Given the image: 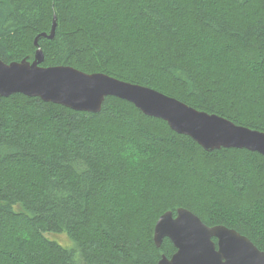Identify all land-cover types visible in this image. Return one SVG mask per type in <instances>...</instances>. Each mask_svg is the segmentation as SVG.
<instances>
[{
	"label": "trees",
	"instance_id": "trees-1",
	"mask_svg": "<svg viewBox=\"0 0 264 264\" xmlns=\"http://www.w3.org/2000/svg\"><path fill=\"white\" fill-rule=\"evenodd\" d=\"M38 37L44 67L264 133V0H0V60L33 62ZM180 208L264 252V156L207 152L115 97L93 114L0 96V264H159L176 249L156 223Z\"/></svg>",
	"mask_w": 264,
	"mask_h": 264
},
{
	"label": "water",
	"instance_id": "water-1",
	"mask_svg": "<svg viewBox=\"0 0 264 264\" xmlns=\"http://www.w3.org/2000/svg\"><path fill=\"white\" fill-rule=\"evenodd\" d=\"M56 27L55 22L51 35L45 34L41 37L53 39ZM38 40L39 37L35 40L37 48L39 47ZM44 61L45 56L41 48H38L33 62L25 59L21 62L7 64L0 60V96L8 98L22 94L30 98H39L45 103H53L77 112L93 114L102 111L107 98L115 97L133 104L148 117L166 122L172 131L190 137L207 152L238 149L264 156L263 132L238 126L218 115L198 111L177 99L148 87L120 81L103 73L87 74L72 67H44ZM69 76L112 81L113 86L97 89L87 97L78 96L61 86ZM186 113H194L197 116L204 115L210 120L230 122L233 127L251 132L255 138L247 140L232 137L200 136L189 127L185 120ZM168 216L171 217L173 223L179 220L181 216L192 217L193 225L185 226L179 230L163 228V222L160 224V221L164 217V219H168ZM195 220L204 226L207 233H217V235H207L196 230L194 228L195 223H197ZM220 234H229L236 239V243L227 251H224ZM165 239L174 245L176 253L171 258L163 255L159 264H264V252L250 239L225 226L209 227L192 211L185 208L178 209L175 214L167 212L157 221L154 230V242L158 249L163 246Z\"/></svg>",
	"mask_w": 264,
	"mask_h": 264
},
{
	"label": "snow or ice",
	"instance_id": "snow-or-ice-1",
	"mask_svg": "<svg viewBox=\"0 0 264 264\" xmlns=\"http://www.w3.org/2000/svg\"><path fill=\"white\" fill-rule=\"evenodd\" d=\"M61 86L70 90L75 95L87 97L90 93L97 89L112 87L113 82L100 79H87L85 77L69 76L66 82H64ZM185 120L187 121L189 127L196 131L200 136L232 137L247 140H252L255 138L251 132L241 128L233 127L230 122L210 120L204 115L197 116L194 113H186ZM164 218L160 221V224L163 222V228L179 230L185 226L193 225L192 217L181 216L180 219L174 223L172 222L171 217L168 219ZM195 221L197 223H195L194 228L199 232L206 233L207 235H217V233H207V230L204 228V226L200 224L199 221ZM220 240L221 243H223L224 251L229 250L231 246L236 243L235 237H232L229 234H220Z\"/></svg>",
	"mask_w": 264,
	"mask_h": 264
},
{
	"label": "bare ground",
	"instance_id": "bare-ground-1",
	"mask_svg": "<svg viewBox=\"0 0 264 264\" xmlns=\"http://www.w3.org/2000/svg\"><path fill=\"white\" fill-rule=\"evenodd\" d=\"M38 45H39V40H38ZM38 48H40V46Z\"/></svg>",
	"mask_w": 264,
	"mask_h": 264
},
{
	"label": "rangeland",
	"instance_id": "rangeland-1",
	"mask_svg": "<svg viewBox=\"0 0 264 264\" xmlns=\"http://www.w3.org/2000/svg\"><path fill=\"white\" fill-rule=\"evenodd\" d=\"M51 238V237H50ZM52 239V238H51Z\"/></svg>",
	"mask_w": 264,
	"mask_h": 264
}]
</instances>
